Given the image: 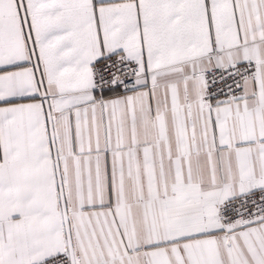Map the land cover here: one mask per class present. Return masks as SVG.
Here are the masks:
<instances>
[{"label": "snow or ice", "instance_id": "6c2138e0", "mask_svg": "<svg viewBox=\"0 0 264 264\" xmlns=\"http://www.w3.org/2000/svg\"><path fill=\"white\" fill-rule=\"evenodd\" d=\"M0 264H264V0H0Z\"/></svg>", "mask_w": 264, "mask_h": 264}]
</instances>
